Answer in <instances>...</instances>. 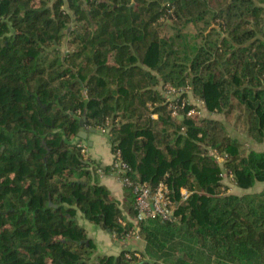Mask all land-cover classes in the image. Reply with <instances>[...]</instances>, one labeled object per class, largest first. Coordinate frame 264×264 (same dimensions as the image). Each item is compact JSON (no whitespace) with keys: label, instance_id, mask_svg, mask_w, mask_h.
I'll list each match as a JSON object with an SVG mask.
<instances>
[{"label":"trees","instance_id":"obj_1","mask_svg":"<svg viewBox=\"0 0 264 264\" xmlns=\"http://www.w3.org/2000/svg\"><path fill=\"white\" fill-rule=\"evenodd\" d=\"M164 85L207 115L172 117ZM231 121L264 141V0H0V264H264V189L247 192L264 151ZM81 123L131 181L169 187L173 218L140 223L142 251L93 256L76 223L118 242L136 214L82 157Z\"/></svg>","mask_w":264,"mask_h":264},{"label":"built area","instance_id":"obj_2","mask_svg":"<svg viewBox=\"0 0 264 264\" xmlns=\"http://www.w3.org/2000/svg\"><path fill=\"white\" fill-rule=\"evenodd\" d=\"M165 101L168 108L172 110V117H177L179 110H183V99L180 96L183 93H188V88L185 87L182 90L176 91L169 85L163 86ZM171 99V101H170ZM192 110L187 112V116H191ZM81 148V154L84 159L87 158V147L84 144L79 145ZM218 161H222V158L215 156ZM110 174L114 176L121 186L129 187L134 196V209L135 218L132 223L134 226L131 234L127 235L125 239L132 240L136 243L140 242L141 239L138 235L140 223L147 219H159L160 221H170L173 218V203L169 193L168 185L160 181L154 187H151L147 182H135L131 181L126 173L129 171L128 166L122 161L119 151H116L111 156L110 162ZM97 173L100 177L105 174L102 170L98 169ZM183 198L186 197V192L181 190ZM124 239V240H125ZM136 251V250H132Z\"/></svg>","mask_w":264,"mask_h":264},{"label":"rangeland","instance_id":"obj_3","mask_svg":"<svg viewBox=\"0 0 264 264\" xmlns=\"http://www.w3.org/2000/svg\"><path fill=\"white\" fill-rule=\"evenodd\" d=\"M66 48H68V46L65 44L62 51H64V49H66ZM157 88L160 90V92H162L164 90L163 86L162 87L159 86ZM170 101H171V99H170ZM188 105L195 106L194 109H191L192 110L191 116L194 115L193 117L202 118V117H205L207 115V112L204 109L203 104L200 101L193 98L189 90L187 93V97L183 99V106L187 107ZM179 111H181V110H179ZM212 117L215 119L221 120V121L224 120L223 117L219 114L218 115L215 114ZM226 130L231 135V137H235L240 142H242L244 144V146H243L244 148L252 149L255 151H264V141L262 143H255L252 140H250L249 138H247V136L245 135V133L243 131L244 129H243V126L241 125V123L235 125V122L231 121L230 123L226 124ZM98 131H100L99 134H93V135H95V137L93 135H91V136L93 138H95L96 140H100L99 145L97 147L94 146V147L90 148L91 149L90 151H92V153L97 156L99 161L101 160V162L104 163V159L105 158L108 159L109 153H110L108 150L109 149L108 148L109 142H108V137H107L108 131H103V130H98ZM84 145L86 146V144H84ZM86 159H88V154H87ZM223 177L225 178L224 183H226V186L228 188V193H230V194L232 193V194H236V195L244 194L245 191L239 190V189L234 187L230 178L226 177L225 174H223ZM263 189H264V182L256 183L255 186L252 189L248 190L247 192H259ZM76 223L79 224L80 226L82 225V223H84L86 225L87 231H89V234L90 235L92 234L93 231H90L91 228H89L88 222L82 216H81V218L79 217V212H77V214H76ZM111 241H114L113 237H111ZM96 250H99V246H97Z\"/></svg>","mask_w":264,"mask_h":264},{"label":"crops","instance_id":"obj_4","mask_svg":"<svg viewBox=\"0 0 264 264\" xmlns=\"http://www.w3.org/2000/svg\"><path fill=\"white\" fill-rule=\"evenodd\" d=\"M81 131L84 132V133H81V138H82V141L84 142V144H86L88 158L90 160H93L94 162H96L97 164H99L101 166H108L111 162V154L110 153H109L108 159L105 158L104 163H102L101 160L99 161L97 156L95 154H93L92 151H90L91 150L90 148H92L94 146L97 147L99 145V142H100V140H96L91 135L99 134L100 131L95 130V132H93L92 129H89L86 127H83V129H81ZM93 136L95 137V135H93ZM108 148H109L108 150L110 152V147L108 146ZM100 182L108 188L111 195L117 201H119L120 203L122 202V199H123L122 186L117 181V179H115L114 176H112L110 173H105L103 175V177L100 178ZM79 217L81 218L80 214H79ZM81 226L83 228L85 227L84 229L86 230L87 235L89 236V238L94 243L93 256L117 255L120 251L126 250V249L136 250L139 252V251H142V249H143V242L142 241H140L138 243H136L132 240L131 241L127 240V239L121 240L118 242L117 241H111L112 236H109V234H107L105 232L103 233V231H100V229H98L94 225L88 223L89 228H91L90 231H93L91 235L89 234V231H87L86 225L84 223H82ZM97 246H99V250H96Z\"/></svg>","mask_w":264,"mask_h":264},{"label":"water","instance_id":"obj_5","mask_svg":"<svg viewBox=\"0 0 264 264\" xmlns=\"http://www.w3.org/2000/svg\"><path fill=\"white\" fill-rule=\"evenodd\" d=\"M80 126H81V129H83V127H84V123H81ZM92 131L95 132L94 129H92ZM81 133H84V132H82V131L79 132V136H80V137H81ZM107 133H108V132H107Z\"/></svg>","mask_w":264,"mask_h":264}]
</instances>
